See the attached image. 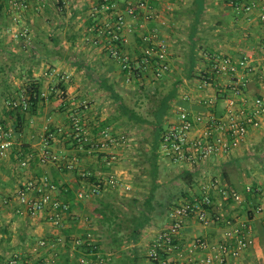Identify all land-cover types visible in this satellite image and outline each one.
Wrapping results in <instances>:
<instances>
[{
	"label": "crops",
	"instance_id": "crops-1",
	"mask_svg": "<svg viewBox=\"0 0 264 264\" xmlns=\"http://www.w3.org/2000/svg\"><path fill=\"white\" fill-rule=\"evenodd\" d=\"M97 1L29 0L17 26L5 16L0 18V122L13 129L14 119L8 114L6 101L23 99L29 84H38L46 93L45 96L42 93L44 99L35 112L26 113L22 129L13 131L8 154L0 159V201L7 195L13 196L10 204L0 207V264H7V260L15 256L26 264L44 260L48 264H153L148 252L158 230L168 224L163 199L156 193L160 187L157 179L153 201L156 208L150 223L133 238L130 217L153 186L151 180L149 186L141 182L144 165L131 160V152H144V128L133 125L123 114L125 105L136 109L131 91L139 85L112 56L107 35L95 30L91 32V40L85 39L91 26L114 22L118 13L125 12L129 3L138 0H117L113 8L104 12L106 17L100 15L95 20L90 10ZM0 2L5 4V0ZM148 2L153 7V15L144 20L143 28L140 26L143 11L139 17L126 16L121 48L123 53L138 60L141 55L139 35L143 29H155L158 39L167 44L166 66L160 76H156L154 68L144 70V76H148L144 82L147 86L151 78L160 88L178 84L165 123L175 116L178 108L200 110L202 104L198 102V95L212 97L216 94L214 88L199 94L193 87L195 76L209 68L213 56L229 54L241 58L252 54L255 63L261 58L264 23L259 19L260 3L245 11L237 9L232 0ZM24 27L28 35L16 38L14 31ZM239 76L246 82L244 96L264 97V82L259 73L244 70ZM182 90L190 94L189 97L180 96ZM225 94L217 95L221 98ZM220 100L217 107L223 105ZM72 115L81 118L93 140L100 137L103 128H110L113 132L126 133L131 141L99 150L89 145L80 146L70 139ZM49 134L51 148L64 159H41L44 138ZM112 156L115 157L113 168L107 163ZM159 157L162 161L169 160ZM22 159L27 160V166L20 163ZM75 159L76 163L68 167L66 163ZM173 164L181 168L174 179L184 187L183 172L193 174L189 195L182 198L200 195L202 182L212 176L218 180L219 188L233 189L242 198L241 201L232 198L220 201L221 193L214 189L216 207L213 210L221 211L222 220L205 226L192 218L182 232L183 241L196 236L213 240L221 234L225 222L246 221L252 225L255 242L243 252L238 264H264V114L261 125L250 128L232 154L211 158L199 170ZM82 171H87L89 176L83 177ZM112 171L127 179L131 189L106 184L98 195H78L81 189L90 187L95 177ZM44 176L54 184L52 195L70 205L61 224L50 219L49 205L32 215L19 202L17 192L25 189L28 181H38ZM257 206L262 207L260 212L254 211ZM144 254L147 255L145 262L139 257Z\"/></svg>",
	"mask_w": 264,
	"mask_h": 264
},
{
	"label": "built area",
	"instance_id": "built-area-1",
	"mask_svg": "<svg viewBox=\"0 0 264 264\" xmlns=\"http://www.w3.org/2000/svg\"><path fill=\"white\" fill-rule=\"evenodd\" d=\"M44 0H40L42 2ZM117 0H98L91 5L90 16L95 20L104 12L113 8ZM232 0L237 9L251 10L260 3L259 19L264 23V1L263 0ZM29 6V0H5L0 2V18L5 16L11 19L12 24L17 26L23 17L24 10ZM143 21L140 26L144 27V20L152 17L153 7L148 0H138L136 3H129L125 12L116 15L114 22L105 21L103 26L94 24L88 29L85 35L86 40L92 39L95 30L99 34H105L111 42V54L117 58L124 71L129 74L136 73L140 63L134 62L129 54L122 52V44L125 40L123 28L126 23V16L139 17L142 12ZM101 18V17H100ZM27 27L16 29V38L27 36ZM141 54L143 62H149L157 58L159 65L156 76L165 68L167 44L158 39L155 29L140 32ZM261 58L255 63L252 54H244L241 58L229 54H218L212 57L209 68L204 69L195 76L193 87L199 94L210 89H216L212 97L198 95V102L202 104L200 110L194 111L187 108H178L174 117H170L162 132L159 154L168 158L175 164L185 165L193 170H199L211 158L227 156L232 154L242 143L250 128L261 125V117L264 114V97L261 95L250 98L244 96L246 82L239 79L240 71H255L260 74L264 82V36L260 39ZM188 83V80L185 79ZM181 87V86H180ZM54 90V87L51 88ZM225 92L221 98L217 95ZM45 96L46 93H43ZM190 94L185 90L180 92L183 98ZM223 102L217 107V101ZM7 105L22 104L24 108L29 107L27 101L8 99ZM71 136L89 145L91 149H105L117 145H126L130 137L123 132H113L110 128H103L97 140L90 138L89 132L77 115H72ZM13 129L0 124V159L8 154L12 145ZM49 136H45L41 152L43 161H59L62 158L49 143ZM115 157H111L107 163L113 168ZM74 161L66 163L72 167ZM27 166V160L20 162ZM83 177H88L87 171H82ZM106 184L114 188L131 189L129 181L116 172L106 175L100 174L92 182L88 189H81L78 192L80 197L98 195ZM218 180L212 176L202 182L200 195L185 197L171 205L167 211L168 224L161 227L148 252L149 259L153 264H238L243 252L255 242L252 225L246 221L225 222L221 234L216 239H207L196 236L190 241H183V230L188 221L196 218L202 225H210L212 222L222 220V213L216 207L213 198V190L218 189L221 193L220 201L229 198L241 201V195L233 189L226 190L218 187ZM54 184L47 176L38 181H28L25 189H20L17 194L19 202L25 206V210L32 215L38 214L49 205L51 207L50 219L55 224H61L63 214H66L70 205L67 202L56 199L51 189ZM13 196L7 195L0 201L2 205L10 204ZM261 206L254 208L260 212ZM44 243V242H42ZM85 262V260H82ZM7 264H26L19 256L7 260ZM36 264H48L46 260Z\"/></svg>",
	"mask_w": 264,
	"mask_h": 264
},
{
	"label": "trees",
	"instance_id": "trees-1",
	"mask_svg": "<svg viewBox=\"0 0 264 264\" xmlns=\"http://www.w3.org/2000/svg\"><path fill=\"white\" fill-rule=\"evenodd\" d=\"M157 61V58H154L149 62H143L142 54L138 60H134V62L140 63V67H137L135 71L136 73L132 74L133 78L137 85H139L141 88H144L145 96L151 101L148 113L143 115L130 105H125L126 107L123 109V114L126 115L129 120H131L133 125L144 128V143L148 145V148L144 151V154H142V163L139 164V162H137V164L144 165V175H149L151 181L153 182V186L148 197L144 199V202L142 203H139L137 200L139 203L137 204V210L133 211L132 216L130 217V221L132 222L133 226V238L137 237L141 230L150 223L152 211H154L156 208L153 201L155 199V191L157 189L156 181L160 166V140L162 132L165 129V116L171 109L170 102L178 91L177 83L172 85L170 88H160L159 85L156 84L154 89L152 91L150 90L151 92L148 91L147 85L144 83L148 76H144V70L154 68V73L156 74V70L159 67ZM140 83H144V85H141ZM24 93L25 96H23V99L19 98L18 100H20V102L24 100L27 101L29 103L28 108H24L22 104L16 106L6 104L9 108L8 114L12 115L14 119V122L12 123L14 132H19L22 129L23 123L26 119V113L35 112L39 103L44 99L42 96L43 92L36 83L29 84ZM0 124L6 127L10 126H7L3 121ZM70 139L74 142H77L76 144H79L80 146L87 145L78 139H74L72 136ZM182 175H184L183 179L186 183L185 189L182 190V195L187 196L189 195V190L194 183V178L193 174L190 172H183ZM90 176V178L93 177V175Z\"/></svg>",
	"mask_w": 264,
	"mask_h": 264
},
{
	"label": "rangeland",
	"instance_id": "rangeland-1",
	"mask_svg": "<svg viewBox=\"0 0 264 264\" xmlns=\"http://www.w3.org/2000/svg\"><path fill=\"white\" fill-rule=\"evenodd\" d=\"M147 84H149L147 86V89L149 92H151L154 89V86L156 83H154L153 78H151L150 82ZM134 88H136V87H134ZM131 97L134 100V102H136V110L143 115L147 114L148 110L150 108V105H151V101L149 99H147V97L145 96L144 88H141L139 86V88L131 91ZM139 102L141 104H137ZM136 129H138V128H136ZM147 148H148V145L146 143H144V151ZM131 154L133 155L131 158L132 162L142 163V160H143L142 154H144V152H140L137 154H134V152H131ZM134 156H135V159H134ZM159 164H160V170H159L157 179L160 182V184H159L160 187L156 193L161 199H163V202H164L163 210L168 211V209L171 205L175 204L180 198L184 197L182 195V190H184L185 187L182 185V183L180 181H177L176 179H174L175 178L174 175L178 174L181 170V168L179 166L174 165L173 162H171L170 160H167V159L164 161L159 160ZM127 165H129V164H127ZM142 178H141V180H143V181H141V182L143 184H147V185L149 184L150 185L151 179H150L149 175L145 174L144 179H142ZM137 179H139V178H137ZM144 193H145V191H144ZM139 257L144 258V262L147 260L146 254H144V256H139Z\"/></svg>",
	"mask_w": 264,
	"mask_h": 264
}]
</instances>
